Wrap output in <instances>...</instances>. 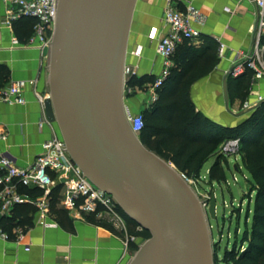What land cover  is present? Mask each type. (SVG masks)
Listing matches in <instances>:
<instances>
[{
    "label": "water",
    "instance_id": "water-1",
    "mask_svg": "<svg viewBox=\"0 0 264 264\" xmlns=\"http://www.w3.org/2000/svg\"><path fill=\"white\" fill-rule=\"evenodd\" d=\"M135 0H56L47 51L45 112L83 174L110 193L149 232L127 264H213L210 233L196 191L172 162L133 131L123 97V69ZM223 80L228 111L227 78ZM25 90L35 92L30 80ZM48 125V124H47ZM48 136L46 139H48ZM45 139V140H46ZM236 167V165H235ZM207 211L216 216L212 192Z\"/></svg>",
    "mask_w": 264,
    "mask_h": 264
},
{
    "label": "crops",
    "instance_id": "crops-1",
    "mask_svg": "<svg viewBox=\"0 0 264 264\" xmlns=\"http://www.w3.org/2000/svg\"><path fill=\"white\" fill-rule=\"evenodd\" d=\"M173 1L181 9L187 1L192 2L205 15V22L199 25V39L178 43L172 56V67L188 43L199 49L208 44L215 47L216 63L192 81L190 95L196 110L211 121L222 126H236L245 118L243 114L236 115L227 110L223 80L236 57L252 49L255 4L252 0ZM164 6L165 0H135L126 52V62L135 70V76L154 80L162 70L163 59L156 51L157 42L150 40L147 33L151 26L158 27L159 35L167 31L163 21ZM220 42L225 44L222 55L218 52ZM23 43L16 35L14 22L12 26L6 23L5 6L0 0V64L9 71V79L0 87L8 86L13 80L36 76V89L46 90L47 50L42 51L34 45L23 46ZM137 44L143 46L140 56L131 54ZM258 94L264 98V79L252 86L247 99L254 102ZM24 97L25 103L22 104L0 102V130L6 133V138L0 140V151L11 156L19 166L30 165L41 151V143L51 135L50 126L40 124L43 116L41 104L30 90H24ZM153 101L143 94L124 99L133 113ZM238 101V98L229 96V107L233 112H237ZM215 158L216 155H211L204 165H212ZM25 215L30 222H23ZM12 216L15 224L27 232L18 241L13 226L2 227L9 238L0 235V264H127L139 246L135 240L139 236L133 234V231L140 230L138 226L128 224L129 236L134 239L126 243V237L108 223L90 214L82 215L67 209L58 201L49 213L46 226L37 222L38 215L32 205L15 206Z\"/></svg>",
    "mask_w": 264,
    "mask_h": 264
},
{
    "label": "built area",
    "instance_id": "built-area-1",
    "mask_svg": "<svg viewBox=\"0 0 264 264\" xmlns=\"http://www.w3.org/2000/svg\"><path fill=\"white\" fill-rule=\"evenodd\" d=\"M256 6V20L253 27V46L248 52H241L233 62L230 75L237 77L247 69H252L251 89L261 79H264V0H252ZM5 6L6 23L12 26L15 20L23 17L33 18V34L23 43V46H36L42 51L47 50L51 40L55 19L56 0H2ZM163 21L167 31L159 35L157 26H151L147 36L156 40V51L163 59L160 74L151 85L152 99L156 98V88L170 73L172 56L179 42L183 40H196L201 36L199 25L205 22V15L190 1L184 8H178L173 0H165ZM16 42V40H15ZM142 44H137L131 54L140 56ZM225 44L219 43L218 52L224 53ZM133 67L125 62L123 69V97L124 99L133 91L134 87L129 80L135 75ZM36 100L41 104L43 116L40 124H48L51 135L41 143V151L28 166H19L14 159L0 151V214L12 216L15 206L28 204L35 207L37 222L43 226L48 224L47 218L51 211L53 193L56 191V200L63 207L76 210L80 214H90L100 221L108 223L115 231L126 237V243L134 238L129 236L128 223L121 212L115 198L95 184L83 174L81 167L72 159L55 122L49 121L45 114V100L49 98L48 90L36 89V79L30 80ZM24 80H13L8 86L0 87V102L25 103ZM258 94L255 101L262 99ZM254 102L248 99L244 107ZM131 128L137 134L143 127L141 111L131 114L127 112ZM6 138V133L0 130V140ZM241 148V139L231 137L225 139L218 147V152L226 158L238 155ZM180 174L191 185L195 178L189 177L180 171ZM139 227V226H138ZM140 228V227H139ZM141 229V228H140ZM13 231L16 240L21 241L27 232L15 224ZM0 235L9 238V234L0 224Z\"/></svg>",
    "mask_w": 264,
    "mask_h": 264
},
{
    "label": "trees",
    "instance_id": "trees-1",
    "mask_svg": "<svg viewBox=\"0 0 264 264\" xmlns=\"http://www.w3.org/2000/svg\"><path fill=\"white\" fill-rule=\"evenodd\" d=\"M34 22L29 17L14 21L15 32L18 29L20 34L23 33L18 36L21 41L24 35L33 30ZM184 48L183 55L175 59L170 73L156 88V98L152 104L141 110L143 127L139 133L140 140L147 148L172 162L179 171L197 180L204 163L211 155H216L208 172V179L213 182L225 179L223 161L227 163V158L218 152L219 145L227 138L239 137V155L249 173L247 180L251 187L250 194H254L251 223L250 226L245 224L241 237L236 236L220 255L217 251L216 259L224 264H264V100L236 126H222L211 121L196 110L190 86L194 79L216 63L217 50L211 44L199 49L188 43ZM252 74L253 70L247 69L237 77L229 75V96L244 100L251 89ZM8 79V68L0 64V85ZM146 80L151 82L153 78L134 75L129 84L133 87L141 86ZM236 166L238 168L239 164ZM56 201L55 191L51 209ZM121 212L128 224L138 226L122 209ZM15 222L14 216L0 218L4 229L14 226ZM23 222H30L26 215ZM133 234L143 238L150 236L145 229L133 231Z\"/></svg>",
    "mask_w": 264,
    "mask_h": 264
},
{
    "label": "rangeland",
    "instance_id": "rangeland-1",
    "mask_svg": "<svg viewBox=\"0 0 264 264\" xmlns=\"http://www.w3.org/2000/svg\"><path fill=\"white\" fill-rule=\"evenodd\" d=\"M22 34L23 33H19L17 36ZM32 34L33 30L29 34L24 35L22 39L23 42L25 43ZM152 84L153 80L151 82L146 80L141 86H136L127 98L135 96L136 94H143L148 100L150 99L153 101L151 92ZM250 91L251 89L249 92ZM247 97L244 98V100L239 99L236 105L237 112L245 108L244 103L247 101ZM251 113V111L244 112L242 116L243 118H246ZM237 163L239 164L238 168L237 166L235 167ZM210 166L211 165L209 163H206L202 167L200 177L198 180H195V183L191 184V187L196 191L198 199L200 200L205 212L207 219L206 222L210 233L213 264H224L217 261L216 253L219 250L218 252L220 255L225 246H230L236 236L237 238H240L245 224L250 226L254 194H250L251 187L247 180L249 173L244 168L242 158L239 154L228 156L227 163L223 161L225 179H222L221 181L212 182L208 179V168H210ZM212 192L215 193L216 198L215 218L210 217L207 211ZM145 239L146 238L141 236L135 238L136 242L139 244H141Z\"/></svg>",
    "mask_w": 264,
    "mask_h": 264
}]
</instances>
